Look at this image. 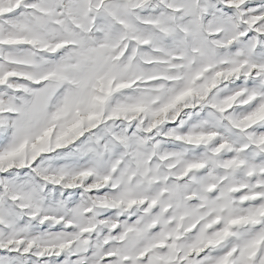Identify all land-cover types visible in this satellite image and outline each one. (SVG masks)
Masks as SVG:
<instances>
[{
    "label": "snow or ice",
    "instance_id": "obj_1",
    "mask_svg": "<svg viewBox=\"0 0 264 264\" xmlns=\"http://www.w3.org/2000/svg\"><path fill=\"white\" fill-rule=\"evenodd\" d=\"M0 264H264V0H0Z\"/></svg>",
    "mask_w": 264,
    "mask_h": 264
}]
</instances>
